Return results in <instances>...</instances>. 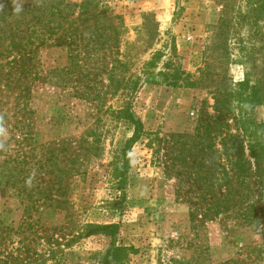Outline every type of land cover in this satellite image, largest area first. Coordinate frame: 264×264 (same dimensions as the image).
<instances>
[{"label": "rangeland", "instance_id": "rangeland-1", "mask_svg": "<svg viewBox=\"0 0 264 264\" xmlns=\"http://www.w3.org/2000/svg\"><path fill=\"white\" fill-rule=\"evenodd\" d=\"M41 1L0 0V162L17 166L16 187L0 189V264H98L112 238L86 236L89 223L120 224L117 243L137 249L129 264H264V151L250 149L241 120L264 133V0H95L120 32L75 8L52 38L63 19L40 13ZM101 29L118 41L89 50ZM168 60L182 85L159 74ZM112 71L140 78L138 89L114 94ZM127 103L144 132L119 188ZM238 156L241 178L229 163Z\"/></svg>", "mask_w": 264, "mask_h": 264}, {"label": "trees", "instance_id": "trees-1", "mask_svg": "<svg viewBox=\"0 0 264 264\" xmlns=\"http://www.w3.org/2000/svg\"><path fill=\"white\" fill-rule=\"evenodd\" d=\"M43 5V8L40 7V13H52L51 15L54 17H59L62 18L63 20H57L56 23L53 25L49 24L47 30L45 33H48L49 38H52L54 35H59L63 34L66 31V23L69 21L70 14H68V9H75L78 8V17L77 18H82L84 22H89L91 19H96L99 23L106 24L107 26H111L113 31L115 32H120L118 25L120 26L119 23L116 24L115 19L118 18V15L113 14L112 11L108 7H106L103 3H100L99 1L95 2V0H84L81 4H70L67 3L64 0H57V2L53 1H48V0H43L41 1ZM51 4L52 6L49 7L47 4ZM97 8L96 11H92V8ZM42 8V9H41ZM45 9H48L47 11ZM40 20H43L41 18ZM73 20V19H72ZM50 21V20H49ZM71 21V20H70ZM103 27V26H102ZM35 33L37 30H34ZM61 31V33H59ZM44 33V34H45ZM107 33L105 30L100 31L99 37L93 38L92 37H87L86 39V46L89 47V45L92 44V42L101 43L100 47H94V45H91L89 50H93V48H96L95 50L98 52L100 49H106V50H111L109 47L111 41L115 40L118 41V39H114L111 36L107 37ZM112 38V39H111ZM60 44L66 42L75 45L74 39H69L68 41H59ZM108 46V48H107ZM100 48V49H99ZM71 53H70V58L75 59L77 55L73 52V46L70 47ZM113 52L110 53V55ZM112 56V55H111ZM163 54L161 51L156 52L153 57L145 63L146 67V73H151L153 72L152 69L156 67L157 63L159 62L162 58ZM117 60L119 65H124L126 66L127 62L121 61L119 59ZM165 69L169 68L170 66H173V63L171 60L165 61L164 62ZM115 68V66H114ZM160 70L159 74L162 75L163 81L166 84L172 85V86H180L184 83L185 77H183L184 71L181 68H177L175 71V74L171 77L170 74L168 73L167 69L165 70ZM110 81V89L112 88L113 93H123L124 91L132 94L134 91H136L140 85V78H138L136 81H131L129 78L125 79V77H118L115 72L112 71V73L108 77ZM245 81L240 84V86H244ZM120 115L123 119L126 121L130 122L134 126V132L132 137L127 141L125 147H124V158L125 160L123 163L118 164L117 166L114 167L112 170V177L114 180V183L117 187L119 188H124V185L127 180V174L129 172V157L127 155V152L129 149L142 137L143 135V124L142 122L134 115V113L131 110L130 105H125L123 106L120 110ZM242 123L246 124L243 128L247 132V136L249 140L252 141V146L250 147L251 150L253 151H264V133L261 135H257L255 137V131L248 127L247 124V118L242 117ZM232 140L235 141V146H240V141L236 135H232ZM237 140V141H236ZM15 159L8 160L5 159L0 162V189L5 187V184L12 183V186L16 187V176H17V166L16 165H11V162L13 163ZM231 165V169L235 171L236 175H238L239 178L243 177L244 174V169L245 168V163L243 161V158L238 156L236 159H230L229 161ZM244 178L241 180V183L244 182ZM232 198V199H231ZM230 204L228 207H235L237 203L236 202V197L231 196L229 198ZM243 205V204H242ZM241 205V206H242ZM217 214H219L222 210H224L223 207L216 208ZM237 211V210H236ZM252 212V210H251ZM249 208H245L243 211L240 209V215L241 217L249 221L252 219L253 215L251 214ZM85 230V235L86 236H91V235H96V234H105L108 235L112 238L111 244L106 250L105 254L103 257H101L98 260V264H129V257L131 254L136 253L137 249L134 246H125V245H120L116 241V236L118 235L120 231V224L119 223H105V224H95V223H89L84 226Z\"/></svg>", "mask_w": 264, "mask_h": 264}]
</instances>
